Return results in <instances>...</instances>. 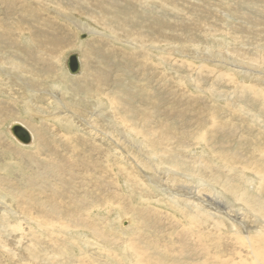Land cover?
<instances>
[{"label": "rangeland", "instance_id": "obj_1", "mask_svg": "<svg viewBox=\"0 0 264 264\" xmlns=\"http://www.w3.org/2000/svg\"><path fill=\"white\" fill-rule=\"evenodd\" d=\"M154 34L156 36L154 39L159 41V45L151 38ZM144 37H146L145 41ZM231 46L249 50V55L248 53L243 55L244 58L236 56L237 64L227 61L226 54L229 50L232 51ZM74 53L79 54L82 65V73L78 76H71L65 65L66 59ZM260 53L264 54V0H0V264H52V262L73 264L72 261L74 264H138L136 259L143 251H148L150 255L153 253L151 259L161 258V256L163 259L166 256L167 262L159 258L162 264L170 263L169 252L178 257L176 258L179 261H174L177 264H203L192 260V256L190 261H181L182 255L179 250L184 245L180 242L179 235L184 233L189 242L186 244L187 247L194 241L190 232H198V228L195 226L188 228L189 224L183 218L184 214H180L178 210H172V206L173 209L175 206L165 195L168 188L174 189V192L170 193H175L176 188L167 185V189L159 193L158 190L161 189L153 184V182H158L161 186L165 185L161 180L166 179L165 175L160 176L159 171L164 172L172 162L176 163L180 169L182 168L181 171L192 172L194 177L204 181L209 179L210 174L206 175L203 172L206 165H200V159H205V164L208 166L211 162L212 169L217 165L213 170L222 176V184L232 189L229 194L225 192L223 186L218 185V191L223 190L221 194L225 193L230 199L233 198V202L239 199L237 195H245L246 200L239 204V207L248 209V212L244 214L237 207L242 216L235 212L234 207H231V212L227 210L225 214L234 220L239 217L240 221L236 220L237 222L233 224L236 225L235 228L240 234L247 227V230L256 234L264 226L256 222L254 214L255 209L258 208H262L264 213V100L259 95L252 94L254 91L252 86L257 84L255 85L256 90L264 89V73L252 74L248 69L252 68L258 72L264 70L263 66H257L251 61L255 60V56ZM253 54H256L254 58L250 56ZM14 65H22L26 69H14L12 68ZM230 65L241 69L232 68ZM231 73L234 74L231 75ZM33 78L39 80V83L32 82ZM236 84L246 89L239 88ZM199 87L203 89V93L198 89ZM56 93L59 97L61 96L57 100H55ZM179 93L184 94L183 97ZM200 95H204L207 99L202 96L199 99ZM99 100L102 105L98 102ZM191 101L202 104L196 106L193 103L191 105ZM198 106H204L209 113L212 112L204 119L205 127L203 131L198 130L199 134L196 131L200 128L195 129L198 126V117L201 115ZM175 109L177 112H174ZM65 114L71 117L76 114L74 118L77 127H74L72 131L65 123ZM132 118L135 120L133 121ZM141 121H144L143 124ZM15 122L26 127L31 134L33 133L31 144L26 146L16 141L17 139L9 130ZM134 123L136 127L132 125ZM157 124H161L157 131L161 130L162 133L164 129L167 131L170 127L167 132L168 140H170L165 146L169 143L172 148L163 147L161 150L148 141L144 133H149V129L158 128ZM162 124L168 127L165 128ZM89 125L95 127L94 132L91 131ZM124 126L127 127L126 130ZM134 127L138 132L142 130L140 134L133 131ZM126 134L133 136L132 138L142 139L141 142L146 143L145 147L150 151L149 154L155 157V162L144 157L142 152L139 153L137 145L131 143L125 137ZM192 134L200 136L195 138ZM178 137L182 140L179 141ZM86 139L89 142H85ZM120 143L122 144L119 145ZM97 146L107 147L108 162L111 163V166L109 165L110 176L115 175L112 179L110 178V187L113 188L109 193V199H99L100 196L98 198L95 194L99 193L98 185L103 180L101 172L83 170L86 171L84 176L77 173L82 166L79 162L80 158H85L90 154L92 158L97 153ZM20 148L26 150L22 151ZM216 149L219 152L215 154ZM221 150L223 158L220 157ZM171 152L179 156H172ZM202 153L206 154L202 156ZM167 158L168 161H166ZM170 158H173V161ZM92 160L101 162L95 157ZM141 160L148 164L147 168L138 164ZM123 161L126 162L128 169L125 175L119 171L122 165L126 166ZM69 162L72 167L77 166L78 169L71 167L69 172L66 170L62 173L65 171L64 164L68 168ZM230 162L232 164H229ZM239 162H243L246 165L245 168ZM197 173H199L198 176ZM137 175L141 176L137 177ZM201 175L206 177L202 178ZM130 178H133V186L128 184ZM236 178H240V181ZM136 180L147 182L145 184L149 189H143L140 183H136ZM182 180L184 184H191L183 178ZM138 186L142 191L137 189ZM183 189L187 191L186 186ZM201 190L212 198L209 187L201 188ZM142 194L153 198L149 199L150 202L168 200L172 206L166 203L167 206L165 204L158 207L162 209L161 212L151 210L149 204L142 203L138 198ZM35 199L39 201L48 218L51 217L49 218L51 224L55 222L52 225H46H54L56 229H61L65 232L62 236L55 238L49 229L39 228V224L45 222L44 216H40L43 219L38 218L40 222L31 221L34 217L30 218L29 215L28 221L25 219L23 206H29ZM202 199L207 200L206 197ZM119 201L123 202L122 208ZM101 203H103L102 206H100ZM153 205L155 206L156 203ZM25 210L28 211L29 208ZM189 211L187 210L188 213ZM143 214L151 215V220ZM170 214H173L172 217ZM205 216H199L200 218L197 216L195 221L203 222L202 220L207 219L211 228L210 230L205 228V231H210L211 234L222 239V251L218 256L217 253L211 254L214 256L211 258L212 261L215 262L217 257L222 260L227 258L231 264H254L248 247L243 243L239 244V240L232 239L228 231L219 228L222 230L220 231L215 224L217 218L218 221L220 218L219 222H225V225L228 224L227 228L231 230V222L222 216H216L214 223L211 222L214 221L210 220L211 217ZM261 217L264 219L262 215ZM178 219L185 221L179 222ZM76 220L77 223H74ZM19 221L25 222L15 227L21 229L16 231L13 226L19 224ZM142 221L148 224L145 225L146 223ZM176 227H178L177 233L175 232ZM64 228L67 233L62 230ZM170 230L172 236H170ZM122 231L128 238L122 237ZM32 234L34 235L31 236ZM43 235L47 239L52 238L59 245L51 242L44 244ZM34 236L37 237V241L32 242ZM163 238L165 241L162 240ZM20 239L22 244H20ZM129 239L135 244L137 242V246ZM35 243H38L37 248L39 252L41 251V255L38 256L39 261L30 254L33 250L32 245ZM153 243H156L155 247H151V245L154 246ZM43 247H45L44 250ZM119 252L122 254H118ZM128 254H131V257L133 255V261L127 258ZM45 259L47 261L49 259V263H46ZM174 262L170 264H175Z\"/></svg>", "mask_w": 264, "mask_h": 264}, {"label": "bare ground", "instance_id": "obj_2", "mask_svg": "<svg viewBox=\"0 0 264 264\" xmlns=\"http://www.w3.org/2000/svg\"><path fill=\"white\" fill-rule=\"evenodd\" d=\"M97 9V8H96ZM108 24V23H107ZM127 26H125L124 28H126ZM123 28V27H122ZM128 28H126V30H127ZM159 28H157V30H158ZM123 30V29H122ZM125 30V29H124ZM137 31V30H136ZM161 31V30H160ZM108 32V31H107ZM126 32V31H125ZM128 32V31H127ZM126 32V33H127ZM130 32V31H129ZM125 33V34H126ZM138 33V32H137ZM145 33V32H144ZM103 35V34H102ZM132 35V34H131ZM149 35V34H148ZM160 35H161V32H160ZM127 36V35H126ZM144 36H146V34L144 35ZM154 36H155V34L153 35V37H151V38H153V40H155L154 39ZM227 36H228V34H227ZM129 37V36H128ZM133 37V36H132ZM156 37V36H155ZM145 38L146 37H144V41H145ZM147 38H148V36H147ZM126 39H128V38H126ZM130 39H132V38H130ZM134 39V38H133ZM137 39V38H136ZM152 40V39H151ZM152 40V41H153ZM158 40V39H157ZM161 40V39H160ZM163 40V39H162ZM138 41V40H137ZM148 41V40H147ZM166 41H169V40H166ZM87 42V41H86ZM155 42H157V44L159 45V41H156L155 40ZM234 42H236V41H234ZM238 43H239V41H237ZM153 43V42H152ZM160 43H162V42H160ZM163 43H165V42H163ZM11 44V43H10ZM150 44V43H149ZM53 45V44H52ZM153 45H154V43H153ZM14 46V45H13ZM155 46V45H154ZM235 46V45H234ZM234 46H231L232 48H230V49H232V51L231 50H229L228 51V53L226 54V56H227V61H231L232 63H235L236 61H235V58H236V56L237 57H242V58H244L243 57V55H245V54H247L248 53V55H249V50H243L242 48L240 49L239 48V46L237 47V48H239V49H237V48H233ZM49 47V46H48ZM58 47V46H57ZM64 47V46H63ZM230 47V46H229ZM228 47V48H229ZM6 48V47H5ZM145 48V47H144ZM245 48V47H244ZM50 49H51V47H50ZM143 49V48H142ZM142 49H141V52H142ZM237 49V50H236ZM246 49V48H245ZM7 51H8V49H6ZM52 50H53V48H52ZM58 50V49H57ZM151 50V49H150ZM233 50H235V51H233ZM6 51V52H7ZM55 51V50H54ZM143 51H145V50H143ZM56 52V51H55ZM147 52V51H146ZM145 52V53H146ZM206 52V51H205ZM208 52V51H207ZM211 52V51H210ZM136 53V52H135ZM134 53V54H135ZM144 54V53H143ZM148 54V53H147ZM102 55V54H101ZM256 55V54H255ZM254 54L253 55H250L251 57L253 56V58H254V56H255ZM25 57V56H24ZM159 57V56H158ZM204 57V56H203ZM212 57H214V56H212ZM220 57V56H219ZM256 57V59L255 60H251V61H253V62H255L254 64H257V66L258 65H260V66H263L264 67V54H257V56H255ZM51 58V57H50ZM207 58V57H206ZM218 58V57H217ZM223 58V57H222ZM247 58V57H246ZM245 58V59H246ZM56 59V58H55ZM164 59V58H163ZM162 59V60H163ZM165 59H167V58H165ZM208 59V58H207ZM248 59H249V56H248ZM206 60V59H205ZM29 61V60H28ZM34 61V60H33ZM46 61V60H45ZM165 61V60H164ZM179 61V60H178ZM207 61V60H206ZM217 61V60H216ZM219 61V60H218ZM220 61H221V59H220ZM241 61H243V60H241ZM13 62V61H12ZM17 62V61H16ZM162 62V61H161ZM166 62V61H165ZM171 62V61H170ZM175 62H177V60L175 61ZM209 62V61H208ZM249 62V61H248ZM55 63V62H54ZM163 63V62H162ZM215 63V62H214ZM221 63H222V61H221ZM226 63V62H225ZM43 64H45V63H43ZM178 64V63H177ZM211 64V63H210ZM218 64V63H217ZM223 65H224V63H222ZM236 64H237V62H236ZM240 64V63H239ZM245 64V63H244ZM246 64H247V62H246ZM253 63H252V66L254 65ZM108 65V64H107ZM208 65V64H207ZM206 65V66H207ZM162 66V65H161ZM160 66V67H161ZM180 66H181V64H180ZM192 67H193V65H191ZM219 66V65H218ZM221 66V65H220ZM232 68H235V69H241V68H237L236 66H233V65H230ZM241 66H242V63H241ZM245 66V65H244ZM249 66V65H248ZM201 67H203L202 66V64H201ZM250 67V66H249ZM255 67V66H254ZM253 67V68H254ZM12 68H14V69H17V68H21V70H25L26 69V67L25 66H22V65H14V66H12ZM158 68V67H157ZM162 68V67H161ZM160 68V69H161ZM178 68V67H177ZM211 68V67H210ZM246 68H247V66H246ZM193 69V68H192ZM244 70V69H243ZM247 70V69H246ZM246 70L244 71V72H246ZM248 71L249 72H251L252 74H254L255 72L256 73H264V70H262L261 72H258V71H256L255 69H248ZM235 72V71H234ZM28 73V72H27ZM82 73V72H81ZM203 73V72H202ZM202 73H200V74H202ZM11 74H13V73H11ZM167 74V73H166ZM166 74H164V75H166ZM234 74V73H233ZM232 73H231V75H233ZM240 74V73H239ZM247 75H248V73H246ZM168 75V74H167ZM170 75V74H169ZM29 76V75H28ZM98 76V75H97ZM201 76V75H200ZM257 76V75H256ZM202 77V76H201ZM232 77H234V76H232ZM68 78V77H67ZM170 79H172L171 78V76H170ZM198 79V78H197ZM30 80H32V79H30ZM82 80V79H81ZM244 80V79H243ZM37 82V83H39V80H37V79H35V78H33V80H32V82ZM168 81V80H167ZM236 81H237V78H236ZM252 81V80H251ZM254 81V80H253ZM259 82V81H258ZM109 83V82H108ZM175 83V82H174ZM173 83V84H174ZM203 83V82H202ZM233 83V82H232ZM243 83H245L244 81H243ZM260 83V82H259ZM234 84V83H233ZM246 84V83H245ZM180 85V84H179ZM184 85V84H183ZM205 85V84H204ZM237 86H239L238 84H236ZM235 85V86H236ZM253 85V84H252ZM255 85H257V84H255ZM252 86V87H254V91H252V94H257V95H259L261 98H263V100H264V89H262V88H260V89H257L256 90V86ZM165 86V85H164ZM168 86H170V85H168ZM181 86V85H180ZM188 86V85H187ZM248 86H249V83H248ZM241 86H239V88H240ZM244 86H242L241 88H243ZM261 87V86H260ZM206 88V87H205ZM237 88V87H236ZM245 89H246V87H244ZM243 88V89H244ZM164 89V88H163ZM169 89V88H168ZM167 89V90H168ZM173 89V88H172ZM172 89H170V90H172ZM198 89H200V91H202L201 93H203V89L202 88H198ZM207 89V88H206ZM242 89V90H243ZM252 89V88H251ZM175 90V89H174ZM196 90V89H195ZM253 90V89H252ZM177 91V90H176ZM189 91V90H188ZM206 91H208V90H206ZM205 91V92H206ZM162 92V91H161ZM173 92V91H172ZM171 92V93H172ZM210 92V91H209ZM176 93H178V92H176ZM182 93H183V91H182ZM211 93H213V91L211 90ZM210 93V94H211ZM57 94V93H56ZM88 94V93H87ZM162 94V93H161ZM180 94V93H179ZM187 94V93H186ZM185 94V95H186ZM189 94V93H188ZM190 94H191V92H190ZM209 94V93H208ZM209 94V95H210ZM173 95V94H172ZM182 97H183V95L182 94H180ZM195 95H197V94H195ZM212 95V94H211ZM163 96V95H162ZM201 96L202 95H200V97H199V99L201 98ZM205 96H207V95H205ZM56 97V99L55 100H57V98L59 99L60 97L58 96V94L55 96ZM158 97V96H157ZM161 97V96H160ZM177 97V96H176ZM181 97V98H182ZM202 97H204V95L202 96ZM212 97V96H211ZM101 98V97H100ZM126 98V97H125ZM172 98V97H171ZM205 98V97H204ZM170 99V98H169ZM190 99V98H189ZM205 99H207V98H205ZM208 99H210V97L208 98ZM212 99V98H211ZM101 100V99H100ZM98 101V102H100L101 103V101ZM128 100V99H127ZM155 100H157V99H155ZM166 100V99H165ZM171 100V99H170ZM195 100V99H194ZM217 100V99H216ZM159 101V100H158ZM164 101V100H163ZM162 101V102H163ZM212 101V100H211ZM218 101V100H217ZM56 102H58V101H56ZM117 102V101H116ZM169 102V101H168ZM174 102H175V100H174ZM177 102V101H176ZM205 102V101H204ZM220 102V101H219ZM59 103V102H58ZM96 103V102H95ZM105 103V102H104ZM161 103V102H160ZM196 104V106H197V104H202V103H200V102H196V101H191V105L192 104ZM215 103V102H214ZM214 103H212V104H214ZM217 103V102H216ZM98 104V103H97ZM113 104H115V102L113 103ZM117 104V103H116ZM184 104V103H183ZM101 105H102V103H101ZM100 105V106H101ZM207 105H208V103H207ZM96 106V105H95ZM99 106V105H98ZM121 106V105H120ZM135 106V105H134ZM139 106H141V105H139ZM162 106V105H161ZM160 106V107H161ZM165 106H167V105H165ZM169 106V105H168ZM175 106V105H174ZM173 106V107H174ZM101 107H103V106H101ZM100 107V108H101ZM129 107V106H128ZM142 107V106H141ZM181 107H183V106H181ZM190 107V106H189ZM188 107V109H190ZM167 109V107H164V109ZM185 108V107H184ZM199 108H200V112H201V115L198 117V119H199V122H198V126L195 128L194 126V128L195 129H197L198 127L200 128V129H197V133L199 134V132H198V130L200 131H203V129H204V127H205V122H204V119L206 118V117H208L209 115H211V113L212 112H208V110L204 107V106H198V110H199ZM134 109V108H133ZM140 109V108H139ZM153 109V108H152ZM164 109H162V110H164ZM209 109V108H208ZM105 110V109H104ZM154 110V109H153ZM176 110V109H175ZM182 110V109H181ZM211 110V109H210ZM92 111V110H91ZM106 111V110H105ZM122 111V110H121ZM161 111V110H160ZM183 111V110H182ZM109 112V111H108ZM135 112V111H134ZM151 112V111H150ZM164 112V111H163ZM169 112H171V111H169ZM174 112H177V110L176 111H174ZM106 113V112H105ZM146 113V112H145ZM107 114V113H106ZM112 114H114V112L112 113ZM192 114V113H191ZM151 115V114H150ZM154 115V114H153ZM184 115H185V113H184ZM108 116L110 117V115L108 114ZM113 116V115H112ZM133 115H131V117H132ZM130 117V118H131ZM149 117V116H148ZM156 117H158V116H156ZM116 118V117H115ZM123 118V117H122ZM152 118V117H151ZM154 118V117H153ZM161 118V117H160ZM111 119V118H110ZM124 119V118H123ZM123 119H121V120H123ZM133 119V118H132ZM64 120H66L65 121V123L70 127V130L72 131L73 130V128L74 127H77V124L75 123V119H72V118H66V119H64ZM109 120V119H108ZM135 119H133V121H134ZM162 120H163V118H162ZM124 121V120H123ZM127 121V120H126ZM197 121V120H196ZM109 122V121H108ZM115 122V121H114ZM131 122V121H130ZM129 122V123H130ZM143 122L144 121H141V123L143 124ZM164 122V121H163ZM189 122V121H188ZM16 123V122H15ZM117 123V122H116ZM125 123V122H124ZM123 123V124H124ZM127 123V122H126ZM150 123V122H149ZM157 123H159V122H157ZM161 123V122H160ZM165 123H167L166 121H165ZM170 123V122H169ZM14 124V123H13ZM96 124V123H95ZM109 124V123H108ZM141 124V125H142ZM171 124H172V120H171ZM176 124V123H175ZM116 124L114 123V126H115ZM133 126H135L136 127V125H135V123L134 124H132ZM153 125V124H152ZM157 125H159V127L158 128H154V130L153 129H149V133H144L145 134V136L147 137V139H148V141L150 142V144H153L155 147H157V148H159V149H161L162 150V148L163 147H165V148H172L171 147V145L168 143V146L166 145L165 146V144L170 140H168V134H167V132L169 131V129H170V127H169V129L166 131V129H164V127L162 128V129H164V131H163V133H162V131L161 130H158L157 131V129H159L160 128V125L161 124H157ZM156 125V126H157ZM165 126V128H166V126L167 125H165V124H162V126ZM127 126H129V125H127ZM150 126V125H149ZM154 126V125H153ZM161 126V127H162ZM79 127V126H78ZM89 127H90V129H91V131L92 132H94V130H95V127L93 126V125H89ZM112 127V126H111ZM135 127L133 128V131H135V133H137L138 131L135 129ZM168 127V126H167ZM171 127H172V125H171ZM115 128V127H114ZM113 128V129H114ZM124 128H125V130L127 129V127H125L124 126ZM174 128H175V126H174ZM123 129V128H122ZM173 129V128H172ZM9 130H10V128H9ZM102 130V129H101ZM174 130V129H173ZM115 131V130H114ZM140 131H142L141 129H140ZM140 131L138 132L139 134H140ZM104 132V131H103ZM145 132V131H144ZM171 133H172V131H170ZM175 132H176V130H175ZM174 132V133H175ZM143 133V132H142ZM166 133V134H165ZM170 133V134H171ZM196 133V134H197ZM201 133V132H200ZM33 134V133H32ZM178 134V133H177ZM179 134H181V133H179ZM88 135V134H87ZM127 135V134H126ZM193 135V134H192ZM89 136V135H88ZM139 136V135H138ZM141 136V135H140ZM145 136H143V137H145ZM172 136H174V135H172ZM179 136V135H178ZM193 136H195V138L197 137V135H193ZM200 136V135H199ZM198 136V137H199ZM6 137V136H5ZM87 137V136H86ZM116 137V136H115ZM131 143H135L136 145H137V147H138V149L140 150L139 151V153L140 152H142L143 154H144V157H146L147 159H149V160H152L153 162H155V157L154 156H151L150 154H149V152L150 151H148V148L147 147H145L146 146V143L145 142H141L142 141V139L140 140V139H136V137L135 138H132L131 136H125ZM184 137V136H183ZM197 137V138H198ZM110 138V137H109ZM138 138V137H137ZM141 138V137H140ZM185 138V137H184ZM89 139V138H88ZM112 139V138H111ZM115 139H118V138H115ZM136 139V140H135ZM175 139H176V137H175ZM180 139H181V137L179 138L178 137V140L180 141ZM188 139V138H187ZM193 139H194V137H193ZM192 139V140H193ZM72 140V139H71ZM107 140V139H106ZM171 140H172V138H171ZM182 140V139H181ZM186 140V139H185ZM17 141V140H16ZM99 141V140H98ZM109 141V140H108ZM113 141V140H112ZM118 141V140H117ZM119 141H120V139H119ZM191 141V140H190ZM1 142V141H0ZM3 142V141H2ZM7 142V141H6ZM33 142V141H32ZM31 142V143H32ZM85 142H89L87 139H86V141ZM110 142V141H109ZM178 142V141H177ZM184 142V141H183ZM186 142H187V140H186ZM194 142V141H193ZM8 143V142H7ZM115 143V142H114ZM122 143H123V141H122ZM122 143H120L119 145H121ZM187 143H189V141L187 142ZM191 144V143H190ZM22 145H24V144H22ZM74 145V144H73ZM84 145H86V144H84ZM97 145H98V143H97ZM104 145H106V143L104 144ZM116 145V144H115ZM131 145V144H130ZM152 145V146H153ZM176 145V144H175ZM181 145V144H180ZM195 145V144H194ZM201 145V144H200ZM124 146V144L122 145V147ZM6 147V146H5ZM8 147V146H7ZM17 147V146H16ZM112 147V146H111ZM115 147V146H114ZM119 148H120V146H118ZM149 147H150V145H149ZM181 147V146H180ZM2 148V147H1ZM9 148V147H8ZM12 148V147H11ZM10 148V149H11ZM95 148V147H94ZM113 148V147H112ZM176 148V147H175ZM185 148V147H184ZM188 148V147H187ZM186 148V149H187ZM191 148V147H190ZM192 148H193V145H192ZM4 149V148H3ZM7 149V148H6ZM10 149H9V151H10ZM20 149H22V151H24V150H26V149H23V148H20ZM75 149V148H74ZM110 149V148H109ZM121 149H123V148H121ZM133 149V148H132ZM181 149V148H180ZM199 149V148H198ZM107 147L106 146H104V147H102V148H100L99 146H97V149H96V154L95 155H93V157L91 158V155L92 154H90L89 156H86L85 158H80V160H79V162L82 164V166L80 167V169H78V168H76L77 166H74V167H72L71 166V163L69 162V167L67 168L66 167V164H64V169H65V171H61L60 170V172H62V173H64V172H66V170L69 172V170H70V168L72 167V169H78L77 170V173L79 174V175H81V176H84L85 175V172L83 171V170H87V171H99V172H101L102 173V175H103V180H102V182L101 183H99V185H98V189H99V193H95L96 194V196L98 197V196H100V198L99 199H109V193H111V188H113V187H110V181H111V179H112V177H114V176H110V164H109V162H108V156H107ZM130 150V149H129ZM165 150V149H164ZM169 150H171V149H169ZM195 150V149H194ZM180 150H178V152H179ZM192 151V150H191ZM215 151V150H214ZM225 152H227L226 150H224ZM110 152V151H109ZM116 152V151H115ZM137 152V151H136ZM155 152V151H154ZM153 152V153H154ZM157 152V151H156ZM166 152V151H165ZM165 152H163V153H165ZM185 152V151H184ZM190 152V151H189ZM193 152V151H192ZM203 152V151H202ZM210 152H212L211 150H210ZM216 152H219V151H217V149H216V151H215V154H216ZM224 152V153H225ZM233 152V151H232ZM19 153V152H18ZM17 153V154H18ZM114 153V152H113ZM120 153H121V151H120ZM171 153H173V152H171ZM185 153H187V152H185ZM185 153H184V155H185ZM195 153V152H194ZM222 153V150H221V152H220V154ZM168 154V153H167ZM174 154V153H173ZM172 154V156H179L178 154H174L173 155ZM188 154V153H187ZM190 154V153H189ZM206 154V153H205ZM205 154H203L202 153V156L203 155H205ZM214 154V155H215ZM227 154V153H226ZM110 155H111V153H110ZM113 155V154H112ZM117 155V154H116ZM141 155V154H140ZM181 155H182V153H181ZM199 155V154H198ZM218 155V154H217ZM222 155V154H221ZM220 155V157H222L223 158V155L221 156ZM225 155V154H224ZM255 155V154H254ZM253 155V156H254ZM18 156H19V154H18ZM129 156V155H128ZM169 156V155H168ZM186 156H188V155H186ZM197 156V155H196ZM216 156V155H215ZM228 156V155H227ZM248 156V155H247ZM20 157V156H19ZM26 157V156H25ZM95 157V159H98V160H100L101 162H99V161H97V160H92L93 158ZM111 157H113V156H111ZM110 157V158H111ZM124 157V156H123ZM130 157V156H129ZM200 157V156H199ZM212 157V156H211ZM218 157V156H217ZM229 157V156H228ZM119 158V157H118ZM136 158H137V156H136ZM216 158V157H215ZM237 158H238V156H237ZM127 159V158H126ZM139 159V158H138ZM137 159V160H138ZM173 159V158H172ZM171 158H170V160L171 161H173ZM177 159V158H176ZM183 159V158H182ZM193 158H191V160H192ZM208 159V158H207ZM226 159V158H225ZM224 159V161H226ZM85 160H86V162H85ZM115 160V159H114ZM114 160H113V162H114ZM118 160V159H117ZM128 160V159H127ZM133 160V159H132ZM140 160V159H139ZM165 160V159H164ZM185 160V159H184ZM188 160V159H187ZM190 160V159H189ZM190 160V161H191ZM194 160V159H193ZM197 160V159H196ZM199 160V159H198ZM201 160V163H200V165H206L205 167H204V173L207 175V174H210V176H209V179L211 180L210 182H209V179L207 180V181H204V180H202V179H200V178H196V177H194V175H192V172H190V173H186V172H184V171H181V169H180V167H177L178 165L176 164V163H171V166L169 165V166H167L166 168H165V170H164V172H160L159 171V175L160 176H164L165 175V177L164 178H166L165 180L164 179H161L162 181H164V186H161L158 182H153V184H154V186H156V188H158V189H161V190H158V192L160 193V192H162V191H164L165 190V188L167 189V185H171V186H173L174 188H176L175 189V193H170V192H174V189H171V188H168L167 189V191H166V195L165 196H167L168 197V199H169V201H171V203L172 204H174V206H175V209H173L174 207L172 206V204H170L169 203V201L167 202H165V201H162L161 202V200H154L155 202H150V200L149 199H153V198H148L149 196L147 195V197L146 196H144L143 194L140 196V197H138L139 199H141V201H142V203H145V204H149L150 205V207H151V210H157V211H159V212H161L162 211V209H160V208H158L159 206H163V205H165L166 203H168V204H170L171 206H172V210H178V211H180L181 213L180 214H184L183 215V218L184 219H186L187 220V224H189V226H188V228H193L194 226L195 227H197L198 228V232H190V234H192L193 235V237H194V241L192 242V244L191 245H188L187 247H186V244L187 243H189L187 240H186V237L184 236V233L183 232H181L180 231V229H179V231L181 232V233H183V234H181V235H179L180 237H179V239H180V242L181 243H183V247H181L180 248V250H179V253L182 255V260L181 261H184V262H187V261H190V259H191V256H192V260H194V261H196V262H201V263H203V264H231L230 263V261L226 258V259H219V258H215L216 259V263L214 262V261H212V259L211 258H214V256H211V254H215V253H217V256H218V254H219V252L220 251H222L221 250V247H222V239L221 238H219V236L217 237V235H213V234H211L210 233V231H208V232H206L205 231V228L206 229H209L210 230V228H211V226L209 225V222H208V220L206 219L205 221L204 220H202L203 222H198V221H195V218L198 216H205V215H208L209 217H211V219L210 220H214V221H211V222H214L215 223V220H216V216H222L223 218H225L227 221H229V222H231V230H229L228 228H227V226H228V224L227 225H225V222L224 223H222V222H219L220 221V218H219V221H218V218H217V220H216V223L215 224H217V226H218V229L219 228H222L224 231H228L229 232V236L232 238V239H237V240H239L238 242H239V244H241L242 245V243L244 244V245H246L247 247H248V249L250 250V253H251V255H252V258H253V261H254V264H264V226H262V228L261 229H259L257 232H256V234H253V232H251V231H249V230H247V228L245 229V231L244 232H242L241 234L239 233V231L238 230H236V225H234L233 223H235V222H237L236 220H238V221H240V219H239V217L238 218H236L235 220L234 219H231L230 217H228L226 214H225V212L227 211V210H229L230 212H231V207H234V210H235V212H237V214L238 213H240L239 211H241V213H246V212H248V209L247 208H245V207H239L240 205L239 204H242V202H244L246 199V197H245V195H240V196H238L237 195V197H239V199H236V201H232V199H230L225 193H223V194H221V191L223 192V190H221L220 192L218 191V185H221V186H223L224 188L223 189H225V192H227V193H231L232 192V189L230 188V187H226V186H224L223 184H222V176H220V174L219 173H215L216 171H214L213 169L217 166H215L213 169L211 168L212 166H210L212 163L210 162V167L207 165V164H205V159L203 160V159H200ZM209 160V159H208ZM220 160H223V159H220ZM241 160V159H240ZM126 161V160H125ZM125 161H123L124 163L123 164H125L126 165V162ZM129 161V160H128ZM166 161H168V158H167V160ZM175 161V160H174ZM118 162V161H117ZM145 162V161H144ZM144 162H142V160L141 161H139V165H141V166H143V167H145V168H147L146 166L148 165V164H146V162L144 163ZM148 162V161H147ZM193 162V161H192ZM206 162H209V161H206ZM149 163H151V162H149ZM177 163H179V162H177ZM194 163H196V162H194ZM194 163H192V165L194 164ZM216 163V162H215ZM220 163V162H219ZM218 163V164H219ZM228 163V162H227ZM234 163V162H233ZM241 165H242V167L243 168H245V164L243 163V162H239ZM118 164V163H117ZM132 164V163H131ZM136 164V163H135ZM163 164V163H162ZM169 164V163H168ZM190 164H191V162H190ZM209 164V163H208ZM229 164H232V162H230ZM110 165V166H109ZM116 165V164H115ZM120 165V164H119ZM118 165V166H119ZM166 165V164H165ZM177 165V166H176ZM222 165V164H221ZM223 165H226V164H223ZM222 165V166H223ZM237 165V164H236ZM113 166V165H112ZM163 166V165H162ZM235 166V165H234ZM117 167V166H116ZM127 165L126 166H124V165H122L121 166V169L119 168V171H120V173L121 174H124L125 175V173L127 172ZM129 167V166H128ZM183 167H186V166H184L183 165ZM4 169H5V167H3ZM190 168H191V165H190ZM198 168V167H197ZM230 168V167H229ZM228 168V169H229ZM3 169V170H4ZM118 169V168H117ZM157 169H159V168H157ZM162 169V168H161ZM193 169V168H192ZM195 169V168H194ZM199 169V168H198ZM75 171V170H74ZM162 171V170H161ZM185 171H187V170H185ZM195 171V170H194ZM232 171V170H231ZM234 171H235V169H234ZM5 172V171H4ZM130 172H132L131 170H130ZM188 172V171H187ZM196 172V171H195ZM198 172V171H197ZM233 172V171H232ZM2 173V172H1ZM74 173H76V172H74ZM113 173V172H112ZM111 173V174H112ZM116 173V172H115ZM114 173V174H115ZM144 173V172H143ZM194 173V172H193ZM236 173H238L237 171H236ZM73 174V173H72ZM120 174V175H121ZM131 174V173H130ZM152 174V173H151ZM198 174L199 173H197V176H198ZM244 174H245V172H244ZM248 174V173H247ZM113 175V174H112ZM120 175H118V176H120ZM149 175V174H148ZM233 175V174H232ZM236 175V174H235ZM77 176V175H76ZM135 176V175H134ZM139 176H141V175H139ZM138 175H137V177H139ZM145 176H147V175H145ZM238 176V175H237ZM201 177L203 178V177H206V176H204V175H201ZM229 177V176H228ZM248 177V176H247ZM111 178V179H110ZM119 178V177H118ZM149 179H150V177H148ZM152 178V177H151ZM182 178L184 179V180H186V181H189L191 184H184L185 182L182 180ZM241 178V177H240ZM239 178V179H240ZM243 178V177H242ZM245 178V177H244ZM249 178V177H248ZM256 178V177H255ZM119 179H121V178H119ZM125 179V178H124ZM205 179V178H204ZM236 179H238V178H236ZM238 179V180H239ZM254 179V178H253ZM146 180V179H145ZM144 180V181H145ZM152 180V179H151ZM150 180V181H151ZM226 180V179H225ZM228 180V179H227ZM226 180V181H227ZM256 180V179H255ZM113 181V180H112ZM115 181V180H114ZM240 181V180H239ZM246 181V180H245ZM257 181V180H256ZM256 181L254 182V183H256ZM138 182V180H136V183ZM152 182V181H151ZM184 182V183H183ZM188 182V183H189ZM117 183V182H116ZM120 183V182H119ZM138 183H140V185L142 186V188L144 189V188H147V189H149L148 187H147V185L145 184V183H147V182H138ZM187 183V182H186ZM210 183V184H209ZM211 183H213V184H211ZM228 183V182H227ZM231 184H233L232 182H230ZM240 183H243V182H240ZM249 183V182H248ZM124 184H126V183H124ZM128 184L129 185H131V186H133L132 184H134V181H133V178H130L129 179V181H128ZM231 184H229V185H231ZM243 184H245V183H243ZM136 185V184H135ZM241 185V184H240ZM240 185H239V187H240ZM246 185V184H245ZM184 186H186V190L188 191H184V189H183V187ZM125 187H127V186H125ZM139 187V186H138ZM137 187V189L138 190H141V187H139L138 188ZM169 187V186H168ZM205 187H209L210 188V190H211V192H212V198H210V197H208L209 195H207V193H205L204 192V190H201V188H205ZM249 187V186H248ZM89 188V187H88ZM243 188V187H242ZM253 188V187H252ZM251 188V189H252ZM104 189V192L102 193V190ZM131 189H132V187H131ZM234 189H235V187H234ZM244 189H245V187H244ZM247 189V188H246ZM236 190V189H235ZM253 190V189H252ZM255 190V189H254ZM133 191V190H132ZM142 191V190H141ZM258 191V190H257ZM115 192V191H114ZM119 192V191H118ZM248 192V191H247ZM259 192V191H258ZM117 193V192H116ZM144 193H145V191H144ZM151 193V192H150ZM154 193V192H153ZM249 193V192H248ZM251 193H252V191H251ZM114 194V193H113ZM132 194V193H131ZM163 194V193H162ZM228 197V198H226V196ZM241 194V193H240ZM120 195V194H119ZM140 195V194H139ZM150 195V194H149ZM252 195H254V194H252ZM111 196H112V194H111ZM133 196V195H132ZM151 196V195H150ZM156 196V195H155ZM255 196V195H254ZM119 197H121V196H119ZM134 197V196H133ZM137 197V196H136ZM154 197V196H153ZM205 198L206 197V199L207 200H205V199H202V198ZM93 198H94V196H93ZM117 198V197H116ZM222 198V199H221ZM225 198V199H224ZM25 199V198H24ZM98 199V200H99ZM121 199H123V198H121ZM128 199V198H127ZM148 199V200H147ZM209 199V200H208ZM223 199L226 201L225 203L223 202ZM227 199H228V201H227ZM256 199H258L257 197H256ZM260 199V198H259ZM1 200V199H0ZM29 200V199H28ZM97 200V201H98ZM124 200V199H123ZM129 200V199H128ZM26 201V200H25ZM31 201V200H30ZM29 201V202H30ZM114 201V200H113ZM259 201H261V200H259ZM264 201V200H263ZM120 202V206H121V208H122V203L123 202H121V201H119ZM118 202V203H119ZM24 203V202H23ZM42 203V202H41ZM117 203V204H118ZM153 203H156V205L154 206L153 205ZM102 204L103 203H101V205L100 206H102ZM104 204H105V202H104ZM122 204V205H121ZM257 204H258V202H257ZM264 204V203H263ZM27 205H28V203H27ZM92 205V204H91ZM99 205V204H98ZM111 205H113V204H111ZM18 206V205H17ZM21 206V205H20ZM45 206V205H44ZM147 206V205H146ZM166 206H167V204H166ZM22 207V206H21ZM46 207H49V206H46ZM114 207V206H113ZM116 207L117 208H119L117 205H116ZM124 207V206H123ZM170 207V206H169ZM237 207H238V210H237ZM27 208H29V210L27 211V210H25V209H27ZM171 208V207H170ZM137 209V208H136ZM143 209V208H142ZM147 209V208H146ZM10 210V209H9ZM144 210V209H143ZM187 210H190L189 211V213L187 212ZM23 212H24V214H25V219L27 220L28 219V215L29 216H31L30 218H32V217H34V218H32L31 219V221H39L38 220V218L40 217V216H44L45 217V222L44 223H41V224H39L38 222V224H39V228L40 229H42V230H45V229H49L51 232H52V236H54L55 238H59L60 236H62L65 232H62L61 231V229L60 230H58V229H56L55 228V226L53 227V226H47L46 224H51V221L49 220V218H51V217H49L48 218V215L45 213V211H44V209H43V207L41 206V204L39 203V201L38 200H34L29 206H23V210H22ZM145 211V210H144ZM18 212V211H17ZM16 212V213H17ZM76 212V211H75ZM87 212H89V211H87ZM153 212V211H152ZM156 212V211H155ZM174 212V211H173ZM255 212L256 213H254L255 214V218H256V222L257 223H261L262 225H264V219L261 217L260 218V215H262L263 217H264V213L262 212V208H258V209H255ZM77 213V212H76ZM83 213V212H82ZM136 213V212H135ZM134 213V214H135ZM167 213H169V212H167ZM188 213V214H187ZM196 213V214H195ZM234 213V212H233ZM240 213V214H241ZM6 214V213H5ZM149 214H151V215H155L154 213L152 214V213H149ZM164 214V213H163ZM231 214V213H230ZM11 215V214H10ZM14 215V214H13ZM50 215V214H49ZM145 217H147V218H150V220H151V215H145V214H143ZM173 215V214H172ZM172 215L170 214V216L172 217ZM236 215V214H235ZM7 216H8V214H7ZM17 216V215H16ZM162 216H164V215H162ZM174 216H175V214H174ZM174 216H173V219H174ZM237 216V215H236ZM240 216H242V214L240 215ZM244 216V215H243ZM251 216H253V215H251ZM9 217V216H8ZM22 217V216H21ZM153 217V216H152ZM154 217H157V216H154ZM182 217V216H181ZM248 217V216H247ZM1 218V217H0ZM18 218H20V217H18ZM29 218V219H30ZM41 218V217H40ZM159 220H162L161 218H159V217H157ZM164 219H165V217H163ZM200 218V217H199ZM205 218H207L206 216H205ZM245 218V217H244ZM41 219H43V218H41ZM141 219H143V218H141ZM155 219V218H154ZM201 219H203V218H201ZM5 220V219H4ZM19 220V219H18ZM21 220H23V219H21ZM123 220V219H122ZM144 220H145V218H144ZM221 220H223V219H221ZM248 220H249V218H248ZM28 221V220H27ZM26 221V222H27ZM141 221V220H140ZM170 221V220H169ZM173 221V220H172ZM178 221L179 222H184V221H181V219H178ZM20 223L19 224H17V225H15V226H13L14 227V229L16 230V231H19V230H21V229H18V228H15V227H18L20 224H22L23 222H25V221H23V222H21V221H19ZM40 222V221H39ZM68 222V221H67ZM66 222V223H67ZM122 221H120V223H121ZM138 222V221H137ZM165 222H167L166 220H165ZM175 222H177V220L175 221ZM175 222H174V224H175ZM255 222V223H256ZM32 223V222H31ZM34 223V222H33ZM55 223V222H54ZM54 223H52V224H54ZM74 223H77V220L74 222ZM142 223H144L143 221H142ZM141 222H140V225L142 224ZM146 223V222H145ZM144 223V224H145ZM150 223H152V222H150ZM169 223V222H168ZM167 223V224H168ZM51 224V225H52ZM67 224H69V223H67ZM71 224V223H70ZM88 224V223H87ZM128 224H129V222H128ZM148 223H146L145 225H147ZM171 224H173L172 222H171ZM178 224V223H177ZM176 224V226H178V225H180V224H178L177 225ZM183 224V223H182ZM241 224V223H240ZM72 225V224H71ZM89 225V224H88ZM91 225H93V224H91ZM130 225V224H129ZM143 225V224H142ZM141 225V226H142ZM253 225V224H252ZM255 225V224H254ZM23 226V225H22ZM56 226H58V225H56ZM73 226H75V225H73ZM77 226V225H76ZM137 226H139V224L137 225ZM156 227H157V224L155 225ZM187 226V225H186ZM260 226V225H259ZM21 227V226H20ZM78 227V226H77ZM91 227V226H90ZM171 226H169V228H170ZM254 227H256V226H254ZM61 228H63V227H61ZM66 228V227H65ZM65 228L64 229H62V230H65ZM71 228V227H70ZM83 228V227H82ZM81 228V229H82ZM138 228V230H139V227H137ZM143 228V227H142ZM158 228V227H157ZM177 228L178 227H176V229H175V232H176V230H177ZM182 228V227H181ZM196 228V229H197ZM213 228H214V226H213ZM241 228V227H240ZM1 229V228H0ZM67 229V228H66ZM69 229V228H68ZM67 229V230H68ZM72 229V228H71ZM74 229V228H73ZM91 230H92V228H90ZM160 229V228H159ZM183 229V228H182ZM255 229V228H254ZM258 229V228H257ZM14 230V231H15ZM85 230H87V229H85ZM90 230V231H91ZM137 230V229H136ZM167 230V229H166ZM194 230H195V228H194ZM216 230V229H215ZM220 230V229H219ZM66 231V230H65ZM93 231V230H92ZM96 231V230H95ZM171 231V230H170ZM174 231V230H173ZM178 231V230H177ZM183 231V230H182ZM220 231H222V230H220ZM219 231V232H220ZM255 231V230H254ZM175 232H173V234L175 233ZM184 232H187V230L185 231L184 230ZM41 233H42V231H41ZM66 233H67V231H66ZM95 233V232H94ZM122 233H123V231H122ZM121 233V235H123L122 237H126V238H128L127 237V235H126V233L124 232L123 234ZM167 233H169V232H167ZM171 234H170V236H172V231L170 232ZM177 233V232H176ZM189 233V232H188ZM215 233V232H214ZM223 233V232H222ZM227 233V232H226ZM14 234V233H13ZM16 234V233H15ZM43 234V233H42ZM96 234V233H95ZM140 234V233H139ZM225 234V233H224ZM253 234V235H252ZM34 234H32L31 236H33ZM37 235V234H36ZM38 235H40V234H38ZM46 235H47V237H49L48 236V234L46 233ZM175 235V234H174ZM221 235V234H220ZM44 236V235H43ZM119 236V235H118ZM167 236V235H166ZM222 236V235H221ZM6 237V236H5ZM45 237V239H43V241H44V244H49V242H51V243H53L54 245H57L58 243L56 242V241H54L51 237V239H52V241H51V239H47L46 238V236H44ZM134 237V236H133ZM138 237V236H137ZM136 237V238H137ZM143 237V236H142ZM176 237V236H175ZM223 237V236H222ZM7 238V237H6ZM31 238V237H30ZM30 238H29V240H30ZM40 238V237H39ZM62 238V237H61ZM132 238V237H131ZM136 238H134V239H136ZM165 238V237H164ZM162 239V240H164L165 241V239ZM168 238V237H167ZM138 239V238H137ZM170 239V238H169ZM15 240V239H14ZM129 240H131V239H129ZM128 240V241H129ZM159 240V239H158ZM172 240H173V238H172ZM32 242H34V241H37V237H35L34 236V239H32L31 240ZM30 241V242H31ZM60 241V240H59ZM127 241V242H128ZM132 241V240H131ZM136 241V240H135ZM175 241V240H174ZM174 241L172 242V243H174ZM85 242V241H84ZM119 242H120V240H119ZM138 242H140V241H138ZM159 242V241H158ZM161 242V241H160ZM120 243H122V242H120ZM144 243H145V241H144ZM148 243V242H147ZM150 243V242H149ZM161 243H163V242H161ZM20 244H22V240L20 239ZM116 244V243H115ZM124 244V243H123ZM132 244H134V245H136L137 246V242H136V244H135V242H133L132 241ZM154 244V243H153ZM160 244V243H159ZM166 244V243H165ZM168 244V243H167ZM37 245H38V243H35L34 245H32V248H33V250L32 249H29V250H32L31 252H30V254H31V256L35 259V260H38L39 261V255H41V251L39 252V249L37 248ZM59 245V244H58ZM88 245H90V244H88ZM121 245V244H120ZM119 245V246H120ZM146 245V244H145ZM150 245V244H149ZM163 245V244H162ZM176 245V244H175ZM20 246V245H19ZM92 246V245H91ZM130 246H131V244H130ZM135 246V247H136ZM156 246V243L154 244V246H152L151 245V247H155ZM169 246V245H168ZM172 247H173V245H171ZM170 246V247H171ZM177 246V245H176ZM42 247V246H41ZM46 247V246H45ZM45 247H43V250H44V248ZM60 247V246H59ZM94 247V246H93ZM101 247H103V246H101ZM113 247V246H112ZM117 247V246H116ZM146 247V246H145ZM157 247H158V243H157ZM156 247V248H157ZM160 247V246H159ZM162 247V246H161ZM26 248V247H25ZM47 249H49V247H46ZM103 248H105L106 249V247H103ZM119 248V247H118ZM130 248H132V247H130ZM167 248V247H166ZM173 248H175V247H173ZM50 249H52V248H50ZM56 249H57V247H56ZM94 249V248H93ZM104 249V250H105ZM148 249H149V247H148ZM115 250V249H114ZM126 250V249H125ZM133 250V249H132ZM139 251H140V249H138ZM152 250V249H151ZM156 250V249H155ZM160 250V249H159ZM164 250V249H163ZM167 250H168V248H167ZM50 251H53V250H50ZM127 251V250H126ZM131 251V250H130ZM129 251V252H130ZM139 251H138V253H139ZM150 251V250H149ZM161 251V250H160ZM174 251H176V250H174ZM49 252V251H48ZM104 252V251H103ZM109 252V251H108ZM108 252H107V254H108ZM111 252V251H110ZM144 252V251H143ZM141 253V251H140V253L141 254H139V255H141V256H138V259H136V260H138L137 262H138V264H162V262H159L160 261V259L162 258V256H161V258L159 259V258H154V259H151L152 257H153V253L150 255L149 254V252L148 251H146V252H144V253ZM151 252V251H150ZM167 252V251H166ZM169 252V251H168ZM177 252V251H176ZM114 253H116V252H114ZM132 253V252H131ZM134 253H135V250H134ZM136 253H137V251H136ZM104 254H105V252H104ZM118 254H122L121 252H119ZM126 254V253H125ZM159 254V253H158ZM170 254V255H169ZM169 259H170V263L171 262H174V261H179V259H177L175 256H174V254H171V252H169ZM175 254H177L178 255V253H175ZM46 255H48V253L46 254ZM46 255H44V256H46ZM51 255V254H50ZM137 255V254H136ZM156 255V254H155ZM158 256V255H157ZM164 256V255H163ZM180 256V255H179ZM220 256V255H219ZM85 258H86V256H84ZM44 258V257H43ZM72 258H73V256H72ZM82 258H83V256H82ZM127 258L129 259V260H131V261H133V255H132V257H131V254H128V256H127ZM165 258H167L166 256H165ZM165 258H163V259H161V260H163V262H164V260H165V262H167V259H165ZM180 258V257H179ZM87 259V258H86ZM187 259H189V260H187ZM31 260L33 261V259L31 258ZM46 260V259H45ZM70 260L72 261L73 259H71V257H70ZM80 260H81V258H80ZM87 260H89V259H87ZM126 260V259H125ZM125 260H124V262H125ZM48 261H50L49 259H48ZM47 260H46V263L48 262ZM70 261V262H71ZM157 261V262H156ZM193 261V262H194ZM29 262H31V261H29ZM44 262V261H43ZM82 262V261H81ZM84 262H86V261H84ZM136 262V261H135ZM32 263V262H31ZM45 263V262H44ZM49 263V262H48ZM56 263V262H55ZM55 263H53L52 262V264H55ZM58 263V262H57ZM72 263L74 264V262L72 261ZM169 263V262H168ZM169 263V264H170ZM175 263V262H174ZM28 264V263H27ZM60 264V263H59ZM76 264V263H75ZM86 264V263H85ZM123 264V263H122ZM163 264H166V263H163ZM175 264H177V263H175ZM185 264V263H184ZM197 264V263H196Z\"/></svg>", "mask_w": 264, "mask_h": 264}, {"label": "water", "instance_id": "obj_3", "mask_svg": "<svg viewBox=\"0 0 264 264\" xmlns=\"http://www.w3.org/2000/svg\"><path fill=\"white\" fill-rule=\"evenodd\" d=\"M83 39V38H82ZM66 68L71 76H78L82 72V65L79 54H71L65 61ZM11 134L17 139V141L24 145H29L33 141V135L31 132L21 125L20 123H14L10 127Z\"/></svg>", "mask_w": 264, "mask_h": 264}, {"label": "crops", "instance_id": "obj_4", "mask_svg": "<svg viewBox=\"0 0 264 264\" xmlns=\"http://www.w3.org/2000/svg\"><path fill=\"white\" fill-rule=\"evenodd\" d=\"M66 115V114H65ZM74 117H76V114H73V116L71 117V116H64V119H66V118H72V119H75Z\"/></svg>", "mask_w": 264, "mask_h": 264}]
</instances>
